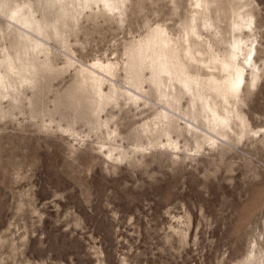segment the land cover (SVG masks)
<instances>
[{"label":"rangeland","instance_id":"374dc122","mask_svg":"<svg viewBox=\"0 0 264 264\" xmlns=\"http://www.w3.org/2000/svg\"><path fill=\"white\" fill-rule=\"evenodd\" d=\"M0 264H264V0H0Z\"/></svg>","mask_w":264,"mask_h":264},{"label":"bare ground","instance_id":"6f19581e","mask_svg":"<svg viewBox=\"0 0 264 264\" xmlns=\"http://www.w3.org/2000/svg\"><path fill=\"white\" fill-rule=\"evenodd\" d=\"M240 50H241V49H239V48H237V47L235 46V47H234V52H233V55H232V56H237L236 54H237ZM231 58H232V57H231ZM252 58H253L252 54L249 53L248 56H247V58H246V61H245L246 64H250V62H251V63H252V66H253V64H254V63H253V62H254V58H253V59H252ZM250 66H251V65H250ZM239 74H240V73H239ZM237 76H238V75H237ZM242 78H243L242 75H241L239 78H236V79H238L236 83L234 82V83L236 84V86H239V85L242 84V83H241ZM231 81H232V80H231ZM233 81H234V80H233ZM229 83H230V82H229ZM234 83H233V84H234ZM235 84H234V85H235ZM231 85H232V84H231ZM238 88H239V87H238Z\"/></svg>","mask_w":264,"mask_h":264}]
</instances>
